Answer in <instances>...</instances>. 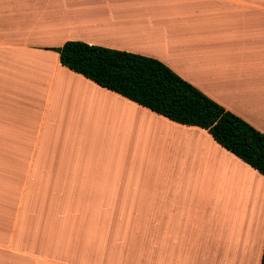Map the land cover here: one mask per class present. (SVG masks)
Returning <instances> with one entry per match:
<instances>
[{
  "label": "crops",
  "instance_id": "0c3cea01",
  "mask_svg": "<svg viewBox=\"0 0 264 264\" xmlns=\"http://www.w3.org/2000/svg\"><path fill=\"white\" fill-rule=\"evenodd\" d=\"M68 41L158 59L264 134V0H0V264H208L225 240L257 262L241 233L260 264L264 175L63 66Z\"/></svg>",
  "mask_w": 264,
  "mask_h": 264
},
{
  "label": "trees",
  "instance_id": "16d2710c",
  "mask_svg": "<svg viewBox=\"0 0 264 264\" xmlns=\"http://www.w3.org/2000/svg\"><path fill=\"white\" fill-rule=\"evenodd\" d=\"M53 50L63 66L99 86L173 122L208 131L218 144L264 175V134L162 61L81 41Z\"/></svg>",
  "mask_w": 264,
  "mask_h": 264
},
{
  "label": "rangeland",
  "instance_id": "374dc122",
  "mask_svg": "<svg viewBox=\"0 0 264 264\" xmlns=\"http://www.w3.org/2000/svg\"><path fill=\"white\" fill-rule=\"evenodd\" d=\"M238 233H241V232L238 231L236 234L233 233V232H231V235H238ZM231 235H230V237H231ZM241 235L250 237V244L253 245V248H255V254H254V256L251 259L255 258V261L258 262V258L260 256V252H261L260 251V245H261L260 240L262 239V237L260 239L258 237H253L250 234L247 235V233H241ZM223 246H224V249L223 250L218 251V252H215L214 254L213 253H206V256L209 258V262H207L208 264H215V263L224 264V262H225L224 260H226L225 255L222 254L224 252H228L230 254H235V255L238 254L236 252V247L234 245H232L231 242H228L227 243V241L225 240ZM237 260H238V262H236L237 264L238 263L240 264L242 262L244 264H246L245 261H242V260H246V257L245 256H239ZM226 262L227 263H225V264H229L228 263L229 261H226ZM257 262L249 261L250 264H258ZM260 264H261V262H260Z\"/></svg>",
  "mask_w": 264,
  "mask_h": 264
}]
</instances>
